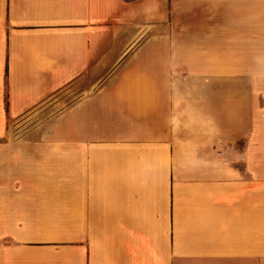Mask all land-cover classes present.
<instances>
[{
	"label": "crops",
	"instance_id": "0c3cea01",
	"mask_svg": "<svg viewBox=\"0 0 264 264\" xmlns=\"http://www.w3.org/2000/svg\"><path fill=\"white\" fill-rule=\"evenodd\" d=\"M27 229L0 264H264V0H0V230Z\"/></svg>",
	"mask_w": 264,
	"mask_h": 264
},
{
	"label": "rangeland",
	"instance_id": "374dc122",
	"mask_svg": "<svg viewBox=\"0 0 264 264\" xmlns=\"http://www.w3.org/2000/svg\"><path fill=\"white\" fill-rule=\"evenodd\" d=\"M59 95L58 100L55 102V111H57L59 109V107H61V105L67 101H69L70 99H72L75 96V93H62V91L58 92L56 94V96ZM42 115H39V117H41ZM43 117V116H42ZM28 120H25L22 125L19 124V121H10V128H8V133L9 136L11 138H30L32 135L36 136L37 132L40 128H27L29 124ZM27 124V125H26ZM20 125V126H19ZM20 231V233L22 235H31L43 230H34V229H27V230H0V232H6L7 234L5 235H9L8 233H12V232H18ZM46 231V230H44ZM47 231H52L54 235H62V229H55V230H47Z\"/></svg>",
	"mask_w": 264,
	"mask_h": 264
}]
</instances>
